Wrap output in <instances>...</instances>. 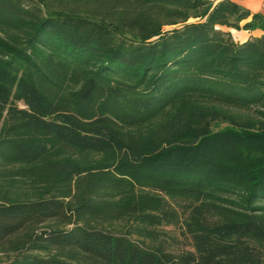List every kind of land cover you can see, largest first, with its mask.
<instances>
[{
  "label": "trees",
  "instance_id": "obj_1",
  "mask_svg": "<svg viewBox=\"0 0 264 264\" xmlns=\"http://www.w3.org/2000/svg\"><path fill=\"white\" fill-rule=\"evenodd\" d=\"M222 26L264 13L0 0V264H264V34Z\"/></svg>",
  "mask_w": 264,
  "mask_h": 264
},
{
  "label": "crops",
  "instance_id": "obj_2",
  "mask_svg": "<svg viewBox=\"0 0 264 264\" xmlns=\"http://www.w3.org/2000/svg\"><path fill=\"white\" fill-rule=\"evenodd\" d=\"M251 10L253 13L262 12L264 13V0H234ZM261 30V29H260ZM226 31H230L237 42H244L250 37H256V32L259 29L255 30H237L233 28L226 27ZM261 34L257 36H261L264 34V30H261Z\"/></svg>",
  "mask_w": 264,
  "mask_h": 264
},
{
  "label": "rangeland",
  "instance_id": "obj_3",
  "mask_svg": "<svg viewBox=\"0 0 264 264\" xmlns=\"http://www.w3.org/2000/svg\"><path fill=\"white\" fill-rule=\"evenodd\" d=\"M217 1V0H216ZM237 2V1H236ZM239 3V2H238ZM240 4V3H239ZM191 21H194V19H191ZM246 21H243V22H241V24L243 25L244 23H245ZM221 29H223V30H226V26H222V27H220ZM166 29H169V27H167ZM234 30H235V28H233ZM262 32H261V30L259 29V31H257L256 32V36L257 35H260ZM20 105L21 106H23V104L22 103H20ZM223 126H225L224 124H222V127ZM164 229L166 230V231H169V232H171L172 234H174V235H177L178 233H179V229H178V227H173V226H166V227H164Z\"/></svg>",
  "mask_w": 264,
  "mask_h": 264
}]
</instances>
